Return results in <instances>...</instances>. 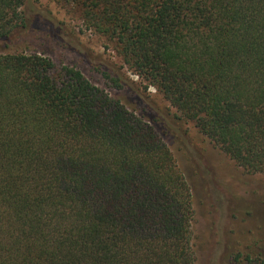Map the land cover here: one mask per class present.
Listing matches in <instances>:
<instances>
[{
	"label": "trees",
	"instance_id": "1",
	"mask_svg": "<svg viewBox=\"0 0 264 264\" xmlns=\"http://www.w3.org/2000/svg\"><path fill=\"white\" fill-rule=\"evenodd\" d=\"M58 1L174 119L264 173V0ZM24 2L0 0V43L24 26ZM120 71L106 77L141 99ZM194 214L192 187L152 123L74 66L0 50V264H195ZM221 264H264V245Z\"/></svg>",
	"mask_w": 264,
	"mask_h": 264
},
{
	"label": "rangeland",
	"instance_id": "2",
	"mask_svg": "<svg viewBox=\"0 0 264 264\" xmlns=\"http://www.w3.org/2000/svg\"><path fill=\"white\" fill-rule=\"evenodd\" d=\"M22 11L24 26L0 43V50L41 53L57 65L76 67L93 84L152 123L173 151L192 187L195 264H221L234 250H256L264 245V173L246 172L191 122L174 119L175 109L155 88L145 89V83L128 71L112 44L84 25L77 10L58 0H25ZM119 69L140 91L145 90L141 99L125 87H115L106 77ZM141 100L155 110L143 109Z\"/></svg>",
	"mask_w": 264,
	"mask_h": 264
},
{
	"label": "snow or ice",
	"instance_id": "3",
	"mask_svg": "<svg viewBox=\"0 0 264 264\" xmlns=\"http://www.w3.org/2000/svg\"><path fill=\"white\" fill-rule=\"evenodd\" d=\"M81 179L86 183L88 184L89 186H91L92 184H94V178L91 177L90 175H88L87 173L84 174ZM99 194L101 196L105 195V193L103 191H100Z\"/></svg>",
	"mask_w": 264,
	"mask_h": 264
}]
</instances>
